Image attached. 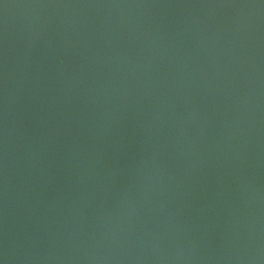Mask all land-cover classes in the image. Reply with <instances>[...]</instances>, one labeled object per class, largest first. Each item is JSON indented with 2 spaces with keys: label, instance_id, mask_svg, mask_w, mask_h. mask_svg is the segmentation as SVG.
Masks as SVG:
<instances>
[{
  "label": "water",
  "instance_id": "1",
  "mask_svg": "<svg viewBox=\"0 0 264 264\" xmlns=\"http://www.w3.org/2000/svg\"><path fill=\"white\" fill-rule=\"evenodd\" d=\"M0 264H264V0H0Z\"/></svg>",
  "mask_w": 264,
  "mask_h": 264
}]
</instances>
